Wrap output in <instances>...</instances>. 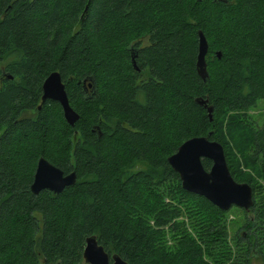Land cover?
<instances>
[{"label":"trees","instance_id":"16d2710c","mask_svg":"<svg viewBox=\"0 0 264 264\" xmlns=\"http://www.w3.org/2000/svg\"><path fill=\"white\" fill-rule=\"evenodd\" d=\"M53 71L74 126L42 103ZM262 99L264 0H0V264H86L92 235L130 264L264 260V121L249 115ZM195 136L220 142L253 188L233 239L229 210L185 190L168 162ZM41 157L76 183L34 194Z\"/></svg>","mask_w":264,"mask_h":264},{"label":"water","instance_id":"95a60500","mask_svg":"<svg viewBox=\"0 0 264 264\" xmlns=\"http://www.w3.org/2000/svg\"><path fill=\"white\" fill-rule=\"evenodd\" d=\"M87 9L88 7L85 11ZM198 34L199 47L196 66L199 76L205 81L209 76L206 59L209 42L203 31L199 30ZM216 54L219 58L222 56L221 51ZM133 64L139 69L134 58ZM90 85L92 86L91 82ZM42 89V103L49 99L58 101L63 108L65 119L74 126L80 115L70 104L61 73L59 71L50 73L44 80ZM199 102L207 107L209 116L213 119L212 106H208L207 100L204 99ZM204 159L212 161L210 170L205 168ZM168 162L180 175L185 190L204 196L220 209L229 210L237 206L249 211L254 204L252 186L234 179L228 167L223 145L209 136H195L186 140L168 158ZM76 181L75 171L66 174L61 168L41 157L31 190L34 194H39L43 190L61 193L66 187L74 185ZM83 258L86 264H130L118 253H109L99 243L96 235L87 238Z\"/></svg>","mask_w":264,"mask_h":264},{"label":"rangeland","instance_id":"374dc122","mask_svg":"<svg viewBox=\"0 0 264 264\" xmlns=\"http://www.w3.org/2000/svg\"><path fill=\"white\" fill-rule=\"evenodd\" d=\"M249 115L251 118L256 121L257 125H261L264 121V99L259 100L256 107H254ZM245 222V211L241 207L233 206L229 209V232L232 239L239 231L242 233L243 231L240 228L243 226ZM84 263V262H83ZM252 264H264V260L259 256L253 257Z\"/></svg>","mask_w":264,"mask_h":264},{"label":"flooded vegetation","instance_id":"af4514ba","mask_svg":"<svg viewBox=\"0 0 264 264\" xmlns=\"http://www.w3.org/2000/svg\"><path fill=\"white\" fill-rule=\"evenodd\" d=\"M83 88L87 94L92 92V86L90 85V82H88L87 84H83Z\"/></svg>","mask_w":264,"mask_h":264}]
</instances>
